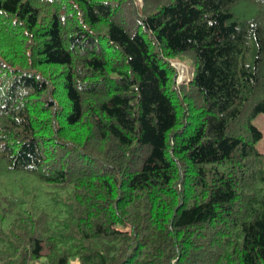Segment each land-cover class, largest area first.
Instances as JSON below:
<instances>
[{"label":"trees","instance_id":"trees-1","mask_svg":"<svg viewBox=\"0 0 264 264\" xmlns=\"http://www.w3.org/2000/svg\"><path fill=\"white\" fill-rule=\"evenodd\" d=\"M141 1L0 0V264H264V0Z\"/></svg>","mask_w":264,"mask_h":264},{"label":"rangeland","instance_id":"rangeland-1","mask_svg":"<svg viewBox=\"0 0 264 264\" xmlns=\"http://www.w3.org/2000/svg\"><path fill=\"white\" fill-rule=\"evenodd\" d=\"M148 0H144L147 3ZM136 3L141 5V0H135ZM234 12L239 18H249L254 15V9L245 4L239 3L235 5ZM171 64L176 69V83L185 84L189 89L194 88V84L191 82L192 75V67L187 59L174 58L170 60ZM181 65L183 67V71L180 72ZM252 123L261 131L262 137L255 144L257 150L261 152L264 156V112L257 114L253 119ZM24 175L22 173L10 172L6 170L5 164L0 159V189L3 193L9 195L13 198L14 201L19 203L23 202V206L30 202V198L33 193H40L49 191L52 197H57L58 195L64 194V190L58 187L50 186L47 184H43L38 182L33 176H29L31 178L29 181L22 180ZM5 177V178H4ZM40 188L41 191H40ZM34 264H48L44 257H40ZM68 264H78L76 257H70L68 260Z\"/></svg>","mask_w":264,"mask_h":264},{"label":"bare ground","instance_id":"bare-ground-1","mask_svg":"<svg viewBox=\"0 0 264 264\" xmlns=\"http://www.w3.org/2000/svg\"><path fill=\"white\" fill-rule=\"evenodd\" d=\"M179 67H180V72H182L183 71V67L181 65H179Z\"/></svg>","mask_w":264,"mask_h":264}]
</instances>
